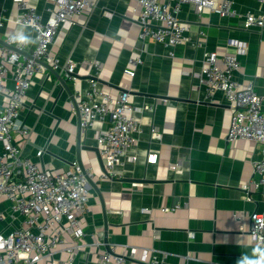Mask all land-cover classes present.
Segmentation results:
<instances>
[{"label":"crops","instance_id":"obj_1","mask_svg":"<svg viewBox=\"0 0 264 264\" xmlns=\"http://www.w3.org/2000/svg\"><path fill=\"white\" fill-rule=\"evenodd\" d=\"M28 1L43 21L51 15L46 0ZM90 1L92 10L60 25L49 53L61 63L96 61L101 65V90L113 97L128 91L131 115L141 129L129 153L136 160L124 159L115 167L114 177L101 178L105 168L96 136L109 124L96 121L88 130L80 128L73 95L90 87L83 69H76L75 79L70 80L53 70L64 86L57 83L49 65L31 79L19 121L32 133L28 143L18 135L14 142L23 156L42 169L62 172L78 162L92 171L88 210L82 219L85 244H92V234L100 231L104 249L113 254L127 246L137 250L136 259L155 252L165 264H237L242 254L257 245L249 230L250 214L264 211V185L255 186L258 177L252 170L260 155L252 141L227 142L230 105L220 92L207 97L195 75L206 52L236 55L240 68L234 79L241 84L253 82L255 92L264 97V28L244 25L245 16L258 15L262 5L258 0H230L234 14L221 17L207 8L197 13L193 3H183L177 17L190 27L188 41L168 48L138 39L133 0ZM0 13L1 34L24 28L35 36L30 28L14 23L17 6L12 0H0ZM198 31L204 36L200 38ZM198 42L202 45L196 46ZM34 46L29 45V51ZM130 58H139L142 64L132 67ZM128 68L134 70L133 77L125 74ZM3 104L0 96V107ZM39 149L44 151L41 157L36 156ZM150 153L157 154L154 164L148 161ZM249 181L253 184L246 194L242 187ZM173 203L180 208L161 213L162 207ZM64 238L67 244L72 242L69 233ZM97 252L93 246L85 248L75 264H96ZM66 257L60 253L54 259Z\"/></svg>","mask_w":264,"mask_h":264},{"label":"built area","instance_id":"obj_2","mask_svg":"<svg viewBox=\"0 0 264 264\" xmlns=\"http://www.w3.org/2000/svg\"><path fill=\"white\" fill-rule=\"evenodd\" d=\"M46 1L51 15L43 21L28 0H12L17 6L14 23L35 33L36 43L30 51L29 45L10 43L14 32L0 33V96L4 99L0 107V264H40L43 261L75 264V259L90 246L98 251L96 264H165L164 258L153 251L148 258L144 255L140 259L135 258L137 250H129L127 246H122L119 254L108 252L104 249V234L100 231L92 234V244H85L82 219L88 210L89 182L94 176L92 171L78 162L71 163L62 172L42 169L23 156L22 149L14 142V136L18 135L28 143L32 133L30 127L19 121L31 79L44 71L45 65L61 71L68 80L75 79L76 69H83L89 75L90 87L84 93L73 95L80 128L88 130L96 121H107L109 124L96 136L97 150L105 168L101 178L114 177L115 167L122 165L124 159L130 162L136 160L129 153L136 146L141 129L131 115L134 109L129 104L128 91L113 97L101 90L98 86L101 65L96 61L66 59L61 63L49 53V46L60 25L92 10L93 3L90 0ZM133 1L140 25L138 39L142 43L154 41L168 48L188 41L190 27L177 17L181 4L193 3L197 13L207 8L221 17L234 14L230 0L218 4L211 0ZM258 1L262 10L258 15L245 16L246 28H264V0ZM3 19L0 13V30ZM198 35L201 38L204 32L198 31ZM200 45L201 42L196 43V46ZM232 45L244 49L242 45ZM169 56L173 57V52ZM202 62L201 70L195 75L198 85L204 88L209 98L216 92L222 93L232 110L227 142L249 140L258 149L260 158L252 163V170L253 175L258 177L255 186L260 187L264 185V97L255 92L253 82L241 84L234 79V72L240 68L236 55L219 56L209 51L204 54ZM128 64L137 67L142 61L130 58ZM124 72L129 77L134 76L131 68ZM43 152L39 149L36 156L41 157ZM148 157L153 164L157 160V154L150 153ZM176 166L173 165L174 168ZM251 184L253 181L242 187L246 194ZM179 208L178 203H173L160 211L175 212ZM113 213L118 214V211ZM250 222L252 240L256 244L264 243V211L251 213ZM3 223L4 227L1 226ZM65 233L72 237L69 244L65 241ZM59 246L61 248L57 249ZM60 253H66V259L55 260V255Z\"/></svg>","mask_w":264,"mask_h":264},{"label":"clouds","instance_id":"obj_3","mask_svg":"<svg viewBox=\"0 0 264 264\" xmlns=\"http://www.w3.org/2000/svg\"><path fill=\"white\" fill-rule=\"evenodd\" d=\"M10 43L17 46H28L36 43V39L26 29L20 28L10 36ZM237 264H264V243L257 244L250 253L242 254Z\"/></svg>","mask_w":264,"mask_h":264},{"label":"water","instance_id":"obj_4","mask_svg":"<svg viewBox=\"0 0 264 264\" xmlns=\"http://www.w3.org/2000/svg\"><path fill=\"white\" fill-rule=\"evenodd\" d=\"M49 70L55 75V77L57 78V83H59L60 85L64 86L65 85V82L63 81L62 78H60V76H58L54 71L53 69L49 68ZM70 77H72L70 75ZM104 241L106 242V238H104ZM107 247V246H106ZM109 252V251H108Z\"/></svg>","mask_w":264,"mask_h":264}]
</instances>
